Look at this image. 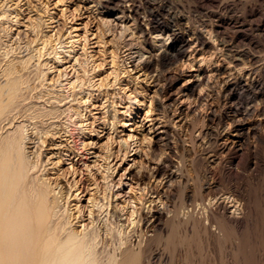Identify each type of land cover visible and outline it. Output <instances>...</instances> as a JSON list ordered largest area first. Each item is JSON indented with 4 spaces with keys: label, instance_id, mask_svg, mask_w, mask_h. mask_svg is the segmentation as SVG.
<instances>
[{
    "label": "bare ground",
    "instance_id": "1",
    "mask_svg": "<svg viewBox=\"0 0 264 264\" xmlns=\"http://www.w3.org/2000/svg\"><path fill=\"white\" fill-rule=\"evenodd\" d=\"M35 1L42 7L49 6V0L45 2L47 4L41 0ZM73 1L79 10H90L93 7L110 27L121 28L122 32H126L131 26L134 28L133 34L136 36L133 38L138 35V43L144 50H137L139 62L135 63L133 58V66L154 80V83L160 61L156 49L165 48L166 54L162 56L164 60L177 62L179 58L183 59V69L180 68L176 81L183 80L185 84L178 97L168 95L169 88L165 85L158 87V84H154L156 97L148 100L144 96L138 100L140 92L135 97H128L131 101L135 100V105L142 112L135 119L134 111L127 110L132 121L127 140L133 145V167L130 170L125 169L128 172L126 178L123 180L122 177L115 183L113 177L116 168L113 169L106 162L109 165L106 167L105 176L103 175V181H106L104 192L99 198L91 195L87 206H84L83 201L89 189H84L82 181L78 183L73 178V185L64 182L61 174L56 178L48 176L49 171L43 164L41 154L36 153L38 158L33 160L30 156L32 152L29 151L30 133L27 132L26 123H31L34 130H37V124L43 125L44 134L47 136L57 135L60 131L55 126L56 119L63 109L62 101L66 99L62 100V95L52 90L50 84L44 83L49 72H42L38 74L42 78H37L42 79L39 86H42L47 95L44 98L43 95L38 97L45 99L43 101L46 104L51 102V105L45 106L35 101L36 104L26 103L27 98L29 100L32 96L30 92L36 86L31 85L29 77L19 70L18 65L22 71H26L33 56L28 54L20 57L13 48L12 51L6 49L2 53L4 59L0 62V264H163V251L171 252L170 264H174L175 255H178L182 247L191 248L193 245H188L193 242L199 244L195 242L200 241L198 230L203 220H212L214 223L212 233L206 228L201 233L208 247L214 241L217 244L229 242L231 245L229 257H232V263L229 264H264V183H261L260 189L254 190L240 179V172L245 171L242 170L243 167L258 168L255 161V157H258L257 147L251 139L260 142L264 137V76L260 73L264 64L257 74L258 69L255 66L264 61V56L252 52L257 49V41L246 35V30L254 29L264 36V12L255 4L246 3L243 14L248 20L238 14L222 16L221 11L235 13L238 6L234 0H223L219 3L218 10L210 13L217 18L215 24L208 29H191L184 26V18L177 15L165 0H85L88 4L84 0ZM19 3L12 8L7 1L0 0V35H10L8 25L20 30L22 14ZM227 28L234 29L236 37L246 42L249 48L235 50L231 44L226 43L223 38L227 35ZM20 34L21 30L18 31V36ZM44 34L43 44L52 43L51 37ZM56 35L57 39H61L64 33L59 31ZM55 54L57 56L59 53ZM57 59L60 61V57ZM194 67L195 72L187 71ZM71 81H68L69 84ZM207 87L211 90L209 94ZM238 91L249 95L251 101L241 103L239 109H234L235 107L228 105L230 100L236 101L241 97L232 96L231 99L226 94ZM28 93L29 97L26 96ZM68 106H71L70 103ZM112 114L108 112V117L113 119L110 123L111 129H114L116 115ZM106 117L107 115L105 121ZM192 118L203 122L197 128V136L189 131ZM162 119L166 122L161 124L159 120ZM172 123H178L190 132L188 140L191 149L194 153L200 152L204 164L210 166L216 163V168L205 171V177L210 181L206 180L207 182L199 185L190 204L184 189L186 186L183 185L180 206L175 212L181 221H175L168 228L170 216L165 188L171 187L172 182L178 179L182 185V169L179 162L170 155L166 154L162 159L154 161L146 151L153 149L158 141H164L170 154H177L178 147L169 141L175 133ZM159 124L162 126L159 127ZM134 127H137L136 132ZM88 140H84V146L95 142L93 138ZM83 163L86 165V161ZM217 179L226 180L229 185L222 194L215 191L214 184ZM72 194H75L74 209L69 201ZM126 195L128 199L125 198ZM119 199L122 200V209L117 204ZM85 208L88 216L84 212ZM190 226L194 230L191 236L190 232L187 233ZM108 240L112 243L106 249ZM154 240L158 241L160 247L153 252L151 246ZM199 245L196 247H200ZM211 248L209 251L212 252ZM196 250L197 253L200 252V248ZM183 253L185 254V249ZM189 253L193 257V252L190 251L185 254L184 260L191 259ZM179 254L182 255L181 252ZM205 258L206 256L202 262L209 259ZM211 260L210 262L215 263L214 259Z\"/></svg>",
    "mask_w": 264,
    "mask_h": 264
},
{
    "label": "rangeland",
    "instance_id": "2",
    "mask_svg": "<svg viewBox=\"0 0 264 264\" xmlns=\"http://www.w3.org/2000/svg\"><path fill=\"white\" fill-rule=\"evenodd\" d=\"M5 1H7L8 5L12 6V8L15 7L16 3L20 2L19 9L22 14V16L20 17L21 34L18 36V31L20 30H17V28L11 24H10L11 26L8 25V28H10L9 29L10 35L8 37L4 36L3 33H1L0 62L3 61L4 59L2 53L6 49H11L12 51L13 48L17 52V55L20 57L27 56L28 54L33 56L30 67L26 71L25 70L22 71L21 67L18 65L19 70H21V72L24 75L29 77L31 81V85L33 84L32 86L37 87V88L35 87L36 90L34 88V90L30 92V95L32 94L34 98L32 96L31 97L27 96L29 95V93L26 94V96L29 97V100L27 98L26 103L28 102L33 103L35 101L37 104L42 103L45 106L51 105V102H47L46 104L44 102L45 99H43L44 100L43 101L42 99H40V97H38L39 95H43L44 98L45 95H47L46 92L43 90L42 86H39L42 83L41 82L42 79L38 80V78H40L41 76L38 74L42 72L45 73L49 72L46 79L47 82L45 81L44 83L50 84L52 90H54L58 95H62V100L66 99L62 101L64 105H62V103L60 104L62 105L63 109L60 112L61 114L59 115V117L56 119L55 126L58 128L57 130L60 131V133H58L57 135L51 134L50 136L49 135L47 136L46 134H44L43 125L37 124L36 125L37 130H34L31 123L29 122L26 123L28 129L27 132L28 134L30 133L29 151L32 152L30 153L31 159L37 160L38 158L37 154L38 155L41 154V157L44 161L43 164L46 165V168L49 171V173L47 174L50 177L56 178L58 177V175L61 174V178L63 179L64 182H70V184L73 185L75 183L73 182V178L76 179L75 181L78 183L82 181V186L84 187V189L85 190L89 189L88 192L86 193L85 200L83 201V205L87 206V201L91 197V195L99 198L104 192L105 189L104 184L106 183V181H103L104 180L103 177L107 172L106 167L107 165H109L107 163H110L113 169L116 168L113 177L115 183H118L119 179L122 177L123 180L126 178L128 172H125V169L130 170L131 166L133 167L132 161L133 158L135 157L133 156L134 152H132L133 145L131 141L129 142V140H127L129 133H131L130 131L132 129V121H130L131 119L129 118L130 112L127 110L132 109V111H134L133 118L135 119H137V116L142 112L140 111V107L138 105H135V100L131 101L128 97L129 96L135 97L137 92H140L141 94V96H138V100L139 99L141 100L142 97L144 96H147L148 100L149 98L156 97L154 95H155V85L157 84L158 87L159 86L162 87L164 85L168 87L169 88L167 92L168 95L172 97H176L177 95L180 96L181 94L180 89L185 84V82L183 80L176 81V77L179 74V70L183 69L181 68L183 59L181 60L179 58L177 62H174L175 60L174 61L164 60L162 56L166 54L164 50L165 48L156 49V53L157 52L159 53L157 54L158 56H160V61L158 67L156 68V72H155L156 82L154 83V80L145 76L143 72H140L138 69H135L133 66L132 61L134 59H135V63L139 62V56L137 52L143 49L144 47H142L141 44L138 43L139 42L137 39L138 35L137 37L133 38L136 35H134L135 32L133 31L134 28L132 26L126 32H122L121 28L110 27L106 23H104V21L101 19V16L99 15V12L96 11L93 7L90 8V10L88 9L86 10V8L85 9L81 8L79 10V8H77L73 0H49V6L46 5L47 7L40 6V4L35 0H29V1L5 0ZM47 1L48 0H44V1L41 0V2H44V4H47L45 3ZM165 1L169 2L170 6L173 8L174 12L176 11L175 13H177V15L182 16L184 18L185 27L187 26L191 29H201V28L208 29L210 25L215 24L217 21V18L212 17L210 13L212 11H217L219 7V3H221L223 0H215L216 1L215 3H203L202 0H165ZM234 1L238 5L235 13L230 14V12L221 11L220 15L230 16V15L238 14L239 16H241V18L243 17L246 20H248L247 17H245V15L243 14L244 5L246 3L253 5L255 4V6L258 9L264 12V2H262L261 0H234ZM29 2H30V6L28 5ZM85 2L86 1L84 0V3ZM86 4H88V1L86 2ZM41 22L42 24H40ZM39 24L40 26H38ZM37 30H41L43 34L47 33L48 36L51 37L52 43H49L47 45H45V43L43 44L44 42V39H42L43 34L41 32L39 33ZM57 31L58 32L61 31L64 33L61 39H57L58 38L56 37L57 36L56 34H58ZM37 32L40 35L38 34V36H36L35 34ZM226 33L227 35L223 39L225 42L227 41L226 43L231 44L233 49L238 50L241 48H246V49L249 48L246 45L247 44L246 42H243L242 40L236 37V33L234 29L227 28ZM246 35L249 37L251 36L254 37V39L257 41V49L253 50L252 52L256 53V55L264 56V36L259 35L254 29L246 30ZM67 37H69L70 39ZM61 48L63 49V51ZM55 53H59L61 54V56L59 54H58L59 56L58 55L56 56ZM57 57H60V61L57 59ZM263 64L264 61H261L255 65L258 69L256 71V74L259 73L258 71L260 68H262ZM184 69H186V67H184ZM38 70H40L41 72H39ZM195 70L196 67H194V69L190 68L187 71L195 72ZM260 73L262 74V76H264V69H262ZM70 79L72 80L70 82L71 86L68 82ZM73 82H76L75 86H72ZM206 91L209 94L211 90L210 88L208 89L207 87ZM42 92L43 94H39ZM226 96L231 99L232 96L241 97V99L238 98L236 101L233 99L235 103L233 102V100H230V102L232 103L229 102L228 105L229 106L232 105L233 108L235 107L234 109H236V107L239 109L241 103L245 104V103H250L251 101L250 96L245 93L243 94L242 91H238L236 93L228 92ZM72 101L76 102V106H75V102L72 105L73 103ZM69 103L71 106H68ZM132 106L134 108H131ZM70 107L71 109L72 108L74 109L71 110ZM109 111L111 114L113 113L116 115L114 129H111L112 126H110V123L112 122L113 119L108 117ZM75 112L79 114L78 115L74 114ZM105 114L107 115L106 121H105V116H106ZM107 121L109 123H107ZM165 122H166L165 119L159 120V123L161 124ZM190 122L191 125L189 131H193L194 135L197 136L198 135L197 128H200L203 125L202 124L203 122L198 121L197 119L194 118L190 119ZM161 126L162 125L159 124V127ZM171 127L175 128L174 129L175 133H173V136L171 135L169 141L171 142L172 145L174 146L176 145L178 147L176 151L177 154H170L167 147H165L164 141H158L159 143L157 142L156 145L153 147V149L146 151L147 154H149V157L152 156L150 158L154 161H158L163 157H165L166 154H168V156L170 155L171 158H173L176 162H179L180 168L182 169L180 175L182 176L181 181L184 180L183 181L184 183L182 182L181 185L179 183L180 181L179 179L177 180L178 182L174 180L171 184V187L169 186L165 188V192H166L165 200L168 203V210L170 216L168 221V228H170L171 224L174 223L175 221L176 222L181 221L180 218L176 217L175 212L180 206V201H181L180 192L183 188V185L186 186V188L184 189L189 197L188 200L190 204L195 198L199 185L204 184L206 180L210 181V179H207L205 177L204 174L205 171L209 172L210 171L209 169L216 168V163L211 164L210 166L204 164L201 161L200 152L194 153V151L191 149V144L189 143L188 140L189 139L188 134L190 132L186 128L181 127L180 124L178 125V123L175 124L172 123ZM263 129H264V124H263ZM134 130L136 132L137 127H134ZM33 133L35 134L34 136L32 135ZM37 134L38 136H36ZM89 138H93V140L96 143L94 142V144H91L89 146L87 145L88 146L87 148V146H84L83 143L84 140H88ZM125 141H127L128 145H126L127 143ZM261 141L259 142L258 140L251 139V142L254 143V145H256L257 147L256 152L258 154L259 159L258 157H255V161L257 162L259 169L258 168L255 169L254 167H252L253 169L250 167H246V168L243 167L242 170L245 171H241V172L239 171L240 173H242V175L240 174V179L242 181L244 180L243 181L244 183L247 182L246 186L251 187L252 189L254 188V190L260 189L259 186H261V183H264V137ZM88 142L90 141L88 140ZM257 154L255 155L257 156ZM110 155H112L113 157L111 156V158L109 159L108 157ZM83 161H86V165L83 163ZM227 166L229 165L227 164ZM254 169L255 172L253 171ZM73 171H75L74 175H73ZM248 184H251V186ZM214 186H215V191H217L219 194L225 192L226 189H228L229 187L226 180H219V179L215 181ZM75 194H72L71 197L72 199L70 198L69 200L72 209L75 208V200L73 196ZM127 197L128 196L126 195L125 198ZM121 202H122L121 199L117 201L118 206L121 205L120 204ZM119 208L122 209V205L119 206ZM84 212L86 216H88L87 208L84 209ZM127 212H129V210H127ZM75 222L76 220L74 221V223ZM199 227L200 229L198 228L199 229L198 231L200 233L199 232L198 233L201 236L198 234V236H200L198 237V239H200V241L198 240L199 242H195V243L200 244L202 240L205 243L206 241L201 233H203L204 228H206L207 230H209V232L212 233L214 223L212 220H203ZM191 228L193 227L190 226V228L187 231L188 234L190 232L189 236H191L194 232V230ZM110 242L111 240L107 241L105 246L106 249L111 247ZM214 242L216 244L213 243L209 245V247L208 245H206V243L205 244L203 243L204 245L201 243L200 246L199 244H194V242L188 245V246L193 245L191 248L187 246H185V248L182 247L181 248L182 250L180 252L183 255V256L181 255L183 259L182 258L180 259L181 257L179 254L180 252H178L177 256L180 257L178 258L175 255L176 259H174V264H185V263L197 264L196 262H198V264L200 263L204 264L209 259L210 260L214 259L213 262L215 261V263H212L209 260L208 263L205 264L232 263V259H231L232 257H229L231 256L230 253L232 251L230 250L231 245L229 244V242L227 243L224 242V244L226 243L225 245L222 242L221 243L222 246L220 243L217 244V241ZM198 245L200 247H196ZM223 245L226 247H224ZM206 246L208 249L206 248ZM159 247L160 245H158V241L154 240L151 246V250L154 252ZM201 247L203 250H201ZM210 247H212L211 248L213 250L212 252L209 251ZM199 248H200L199 250L200 252L197 253L198 251L196 249ZM184 249H185V254L186 253L188 254V252L190 251L193 252V257H192V253H189L190 254L189 258L191 257L192 260L194 259L196 260L191 261V259L190 260L185 259L186 260L185 261L184 258H186L187 254L185 255L183 253ZM190 249L192 250L194 249L195 251L194 250L192 251ZM186 250L188 251L186 252ZM207 251L210 253H208ZM162 253L164 254L165 257V262L163 264H170L171 252L163 251ZM203 255L204 257L206 256V258L209 259L205 258L206 261L204 260L202 262L204 257H200V256ZM194 256L195 257L197 256V258L201 262L199 263V260L197 258H194ZM228 260L230 261L228 262Z\"/></svg>",
    "mask_w": 264,
    "mask_h": 264
}]
</instances>
